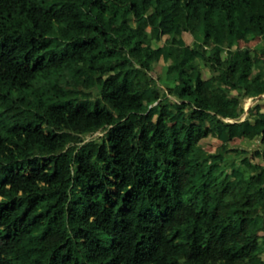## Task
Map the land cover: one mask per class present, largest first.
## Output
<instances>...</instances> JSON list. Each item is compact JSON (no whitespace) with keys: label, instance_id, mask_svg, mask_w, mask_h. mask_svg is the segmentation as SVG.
Listing matches in <instances>:
<instances>
[{"label":"trees","instance_id":"1","mask_svg":"<svg viewBox=\"0 0 264 264\" xmlns=\"http://www.w3.org/2000/svg\"><path fill=\"white\" fill-rule=\"evenodd\" d=\"M263 93L264 0H0V264H264Z\"/></svg>","mask_w":264,"mask_h":264},{"label":"rangeland","instance_id":"2","mask_svg":"<svg viewBox=\"0 0 264 264\" xmlns=\"http://www.w3.org/2000/svg\"><path fill=\"white\" fill-rule=\"evenodd\" d=\"M255 40H256V39L250 41L248 44L253 45ZM185 42H186V43H189V42H190V38L188 37L187 39H185ZM196 67H197L198 69H202V70H203V75L206 77V72H204V66H202L201 63L198 62V64H197ZM154 71H155V73H157L159 76H162V72H163L162 65H161L160 63L155 64V66H154ZM206 84H207V85L212 84V78H211V79H208V80L206 81ZM256 100H257V99H255V100L253 101V103H255ZM258 100H259V99H258ZM262 101H264V98H263V97H262V99H261V102H262ZM248 102H249V101L246 99V100H245V103H244L243 106H245L246 103L248 104ZM100 134H101V131H97V132H95V133L92 134V135H87L85 139L95 138V137H97V136H100ZM201 142H202V145H204L206 148H209V149L214 148V147L218 144V141H216V140H214V139H212V138L205 139V140H203V141H201Z\"/></svg>","mask_w":264,"mask_h":264},{"label":"crops","instance_id":"3","mask_svg":"<svg viewBox=\"0 0 264 264\" xmlns=\"http://www.w3.org/2000/svg\"><path fill=\"white\" fill-rule=\"evenodd\" d=\"M262 97L264 98V93L261 94V95H259V96H257V97H255V98H250V97H249V98H246L249 102H248V104L246 103V105L243 106V113L240 115V119L243 118V116L245 115L246 109H247L248 107H250V106H252V105H254V104H259L261 107H264V101L261 102ZM246 99L243 100V104H242V105H244ZM255 99H257V100H256L255 103H253V101H254ZM258 99H259V100H258ZM224 120H226V121H231V119H229V118H226V119H224Z\"/></svg>","mask_w":264,"mask_h":264}]
</instances>
